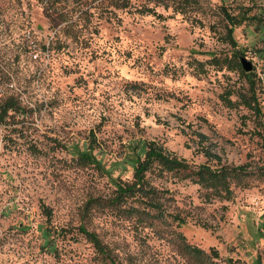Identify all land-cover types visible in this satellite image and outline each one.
Masks as SVG:
<instances>
[{
	"label": "rangeland",
	"instance_id": "obj_1",
	"mask_svg": "<svg viewBox=\"0 0 264 264\" xmlns=\"http://www.w3.org/2000/svg\"><path fill=\"white\" fill-rule=\"evenodd\" d=\"M226 12L247 17L235 44ZM10 98L0 264H264V0H0V104ZM145 141L193 170L227 167L230 192L157 167L167 219L126 214L114 181L133 180ZM211 142L221 164L201 150ZM89 148L102 168L79 161Z\"/></svg>",
	"mask_w": 264,
	"mask_h": 264
},
{
	"label": "trees",
	"instance_id": "obj_2",
	"mask_svg": "<svg viewBox=\"0 0 264 264\" xmlns=\"http://www.w3.org/2000/svg\"><path fill=\"white\" fill-rule=\"evenodd\" d=\"M54 1L57 2L59 0ZM149 1L165 3V0ZM226 16L231 25V28L229 29V36L232 39L233 44H235L233 39L235 27L241 25L243 23V18L246 19L247 17L231 15L228 12H226ZM234 66L240 70L243 68L242 62L241 60L239 61V59L234 62ZM254 100L255 107L253 105L250 106L259 110L258 101L256 99ZM19 110L20 106L14 98H10L0 104V124L3 125L7 123L12 116L11 113ZM194 134L201 145L210 141V137L205 133L195 132ZM217 146L218 145L216 143L211 142L210 148L201 147V150L209 161H217L221 164L222 158L216 151ZM90 150L91 148L81 152L78 155L79 161L83 164L94 165L95 167L102 168L99 161L93 156L92 150ZM142 152L144 154L143 156L140 153L136 154L133 180L130 182L115 180V194L114 197L110 199L111 204L117 208L127 206L126 209H124L126 214H130L142 222H144L146 218H152L153 220H166L168 216L164 203L162 202V199L165 198L163 196V192L152 185L148 179V174L154 171L157 167L162 171L185 174L186 178L196 176L198 178L196 183L207 189L215 191L216 194L220 193V189L230 192L228 178L232 175L231 172L233 171L227 167L212 169L209 166L201 165L197 170H193L185 160L180 159L174 153L169 152L163 145L156 141H145ZM45 212L50 216L47 209H45ZM174 219L182 222L179 217ZM79 231L94 244L99 252L106 253L101 240L95 233L88 231L82 226L79 228ZM185 251L203 263L208 262L207 254L199 248L186 245ZM212 252L215 251L213 250ZM215 255L217 256L218 253L215 252ZM228 264H232L231 261H229Z\"/></svg>",
	"mask_w": 264,
	"mask_h": 264
},
{
	"label": "water",
	"instance_id": "obj_3",
	"mask_svg": "<svg viewBox=\"0 0 264 264\" xmlns=\"http://www.w3.org/2000/svg\"><path fill=\"white\" fill-rule=\"evenodd\" d=\"M241 62H242V66H243L245 71H247V72H251L252 71V69H253L252 63H250L245 58H241Z\"/></svg>",
	"mask_w": 264,
	"mask_h": 264
}]
</instances>
